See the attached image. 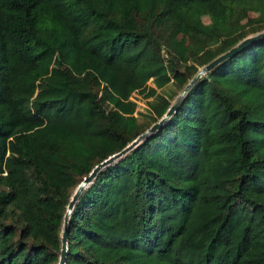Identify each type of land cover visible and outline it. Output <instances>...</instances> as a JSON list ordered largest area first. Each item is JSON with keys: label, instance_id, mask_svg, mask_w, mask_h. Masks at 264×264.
I'll return each mask as SVG.
<instances>
[{"label": "trees", "instance_id": "16d2710c", "mask_svg": "<svg viewBox=\"0 0 264 264\" xmlns=\"http://www.w3.org/2000/svg\"><path fill=\"white\" fill-rule=\"evenodd\" d=\"M249 12L264 29V0H0V264H56L73 190L144 131L129 95L155 123ZM178 34L182 70L160 51ZM67 230L65 264H264V40L101 170Z\"/></svg>", "mask_w": 264, "mask_h": 264}, {"label": "water", "instance_id": "95a60500", "mask_svg": "<svg viewBox=\"0 0 264 264\" xmlns=\"http://www.w3.org/2000/svg\"><path fill=\"white\" fill-rule=\"evenodd\" d=\"M264 40V31H260L253 35L247 36L237 42L234 46L229 48L227 51L223 52L222 54L216 56L212 60H210L205 65L201 66L197 69L195 74L186 82V84L182 87L179 93L174 97L172 102L169 104L167 110L164 114L159 118L155 123L150 125L144 132L139 134L134 140H132L129 144H127L123 149L119 152L109 156L105 160L101 161L97 165H95L91 171L83 177L80 182L77 184L75 189L73 190L65 208L64 213L62 216L61 227L59 231V249L57 253V262L56 264H65V259L67 255V242H68V223L71 212L74 208V205L79 198L80 194L85 190L94 180L96 175L106 168L107 166L111 165L112 163L116 162L117 160L123 158L127 155L130 151L135 149L138 145L149 139L152 135L156 132L161 130V128L169 121V119L176 113L180 103L184 100L187 93L191 90V88L196 84V82L208 74L210 71L214 70L218 65L223 63L224 61L232 58L233 56L237 55L241 52L244 48L254 44L257 41Z\"/></svg>", "mask_w": 264, "mask_h": 264}, {"label": "rangeland", "instance_id": "374dc122", "mask_svg": "<svg viewBox=\"0 0 264 264\" xmlns=\"http://www.w3.org/2000/svg\"><path fill=\"white\" fill-rule=\"evenodd\" d=\"M257 17L256 12H249L246 15V18L241 20L240 24L244 26L241 30L245 32V37L253 35L255 33H258L260 31H264L263 27H261L259 24L255 22V19ZM200 21L203 24H208L209 20L206 15H202L200 17ZM244 37V38H245ZM187 44V39L183 34H178L174 37V39L170 42V48L167 50L165 47L161 45L160 51H161V57L163 59L164 64L167 68H171L170 66L175 67L178 70H182V66L179 64V59L177 57L176 52H182ZM200 68V67H198ZM147 87L153 88V85L150 82L146 83ZM166 92H169L171 95H177L179 91L173 87L169 86L165 88ZM155 92L158 93L161 96H166L164 91L155 89ZM102 94V93H101ZM131 96V97H130ZM100 97V92H98V96ZM169 98V97H168ZM129 101L133 102L135 104V117H136V126L140 128L141 130H146L148 128V124H150L154 118L152 112L149 110V107L147 106L148 100H144L141 97V94L134 91L133 94L131 93L128 98ZM172 102V100H169V104ZM104 106V104H103ZM143 131V132H144ZM4 191L5 188H2Z\"/></svg>", "mask_w": 264, "mask_h": 264}]
</instances>
